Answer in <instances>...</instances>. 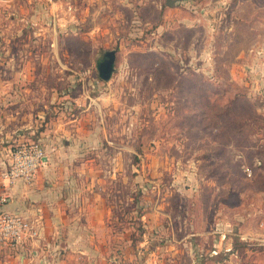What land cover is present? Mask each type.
<instances>
[{
  "label": "rangeland",
  "instance_id": "374dc122",
  "mask_svg": "<svg viewBox=\"0 0 264 264\" xmlns=\"http://www.w3.org/2000/svg\"><path fill=\"white\" fill-rule=\"evenodd\" d=\"M177 1L0 0V150L74 199L60 264H264V0Z\"/></svg>",
  "mask_w": 264,
  "mask_h": 264
},
{
  "label": "crops",
  "instance_id": "0c3cea01",
  "mask_svg": "<svg viewBox=\"0 0 264 264\" xmlns=\"http://www.w3.org/2000/svg\"><path fill=\"white\" fill-rule=\"evenodd\" d=\"M3 140H1L2 143ZM11 149L0 150V167L9 163ZM50 161L41 170H48ZM3 169V168H2ZM1 169V170H2ZM61 185L51 182L40 172L36 181L27 186L21 182L4 187L2 175L0 177V195L7 194V202L0 207V212L19 213L30 220L40 223V236L27 246L25 252L0 248V264H60L56 251L59 237L68 224L67 212L69 197H62ZM73 207V206H71ZM78 213V212H77ZM75 213V214H77Z\"/></svg>",
  "mask_w": 264,
  "mask_h": 264
},
{
  "label": "built area",
  "instance_id": "2783aa9c",
  "mask_svg": "<svg viewBox=\"0 0 264 264\" xmlns=\"http://www.w3.org/2000/svg\"><path fill=\"white\" fill-rule=\"evenodd\" d=\"M47 160V153L39 142H19L11 149L8 168L2 173L3 186L9 187L18 182L27 186L33 184L46 166ZM243 171L248 178L252 177L253 171L250 167L243 166ZM7 199V194L0 195V207ZM39 236V222L18 213L0 212V248L25 252L27 246Z\"/></svg>",
  "mask_w": 264,
  "mask_h": 264
},
{
  "label": "water",
  "instance_id": "95a60500",
  "mask_svg": "<svg viewBox=\"0 0 264 264\" xmlns=\"http://www.w3.org/2000/svg\"><path fill=\"white\" fill-rule=\"evenodd\" d=\"M179 2L177 0H166L167 7H174ZM116 51H105L96 61V70L98 78L103 82L110 81L115 72Z\"/></svg>",
  "mask_w": 264,
  "mask_h": 264
},
{
  "label": "trees",
  "instance_id": "16d2710c",
  "mask_svg": "<svg viewBox=\"0 0 264 264\" xmlns=\"http://www.w3.org/2000/svg\"><path fill=\"white\" fill-rule=\"evenodd\" d=\"M230 102H231V104H232V103H234V102H236V101H235V99H232ZM231 104H229V106H232ZM48 160H49V158H48ZM48 160H47V161H48ZM257 165H258V164H257ZM257 165H255V166H253V167H256V168H257L258 166H260V164H259L258 166H257ZM253 167H250V168L252 169V171L254 170ZM11 213H13V212H11ZM18 214H19V213H18ZM20 215H21V214H20Z\"/></svg>",
  "mask_w": 264,
  "mask_h": 264
}]
</instances>
